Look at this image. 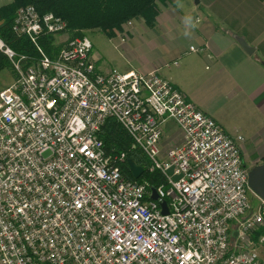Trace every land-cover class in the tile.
<instances>
[{"label": "built area", "instance_id": "obj_1", "mask_svg": "<svg viewBox=\"0 0 264 264\" xmlns=\"http://www.w3.org/2000/svg\"><path fill=\"white\" fill-rule=\"evenodd\" d=\"M12 28L37 55L0 38L14 76L0 92V264H264L251 243L264 200L252 209L242 135L157 70H100L86 36L50 57L40 39L68 32L61 17L28 6ZM109 119L159 186L124 175L127 153L100 137ZM168 121L182 135L169 149Z\"/></svg>", "mask_w": 264, "mask_h": 264}, {"label": "crops", "instance_id": "obj_2", "mask_svg": "<svg viewBox=\"0 0 264 264\" xmlns=\"http://www.w3.org/2000/svg\"><path fill=\"white\" fill-rule=\"evenodd\" d=\"M11 3L13 0H0V9ZM157 7L161 34L146 37L148 42L139 55L132 54L131 45L122 43L131 62L124 70L159 71L228 133L242 135L246 159L255 166L263 164L264 0H158ZM239 39L254 49L252 55ZM191 47L199 51L190 52ZM136 57L137 63L132 64L131 58ZM98 67L106 70L99 63ZM171 129L177 128L168 121L165 132ZM259 233L253 234L251 243L264 262Z\"/></svg>", "mask_w": 264, "mask_h": 264}, {"label": "trees", "instance_id": "obj_3", "mask_svg": "<svg viewBox=\"0 0 264 264\" xmlns=\"http://www.w3.org/2000/svg\"><path fill=\"white\" fill-rule=\"evenodd\" d=\"M158 0H13L8 6L0 9V38L19 54L36 56L37 49L27 37H20L13 31V22L19 9L34 6L43 15L52 13L67 22L72 37L85 36L84 31L101 30L110 37L121 32L122 26L134 19H143L151 26L155 25L158 16ZM54 36L46 35L40 39L42 48L47 54L56 58L60 48L52 42ZM9 68L11 63L0 52V70ZM103 139L108 153L125 152L127 162L123 166L124 175L130 180H137L131 172L128 160L144 167L142 179L152 186H159L164 180L160 172H149V162L139 151L132 150L131 139L118 122L109 119L102 128ZM257 238L264 235L261 229Z\"/></svg>", "mask_w": 264, "mask_h": 264}, {"label": "rangeland", "instance_id": "obj_4", "mask_svg": "<svg viewBox=\"0 0 264 264\" xmlns=\"http://www.w3.org/2000/svg\"><path fill=\"white\" fill-rule=\"evenodd\" d=\"M84 33V35L88 37L93 43L94 54L98 59L99 65L104 69H117L122 72H126V70H124V67L131 64V62L129 61V53L123 51L122 43L126 42L128 46L131 45L134 50L132 51V54L139 55L140 52L144 51L145 43L148 42L146 37H152L155 34H161V32H158L157 18L154 26L149 25L140 18L127 22L122 26L121 32L113 37H110L107 33L101 30L84 31ZM72 36V33L68 31L63 35L53 37L52 42L54 43L55 47L60 48L68 38H73ZM130 41L132 42L130 43ZM131 61L133 62L132 64H136L138 61V57L131 58ZM13 82L14 76L12 70H10L9 68L0 70V92L11 86ZM231 114L234 115L233 113ZM240 118L244 119L243 117ZM231 119L232 118H230L229 120ZM229 122L230 124L234 123V121ZM234 126H236V128L238 129L237 124H235ZM234 126L232 127L235 128ZM230 131H232V129H230ZM165 139L166 140L164 141V145L167 149H169L177 146V144L182 141V136L178 134V129H171L170 132L166 133ZM246 165L249 169L255 166L254 163H251L248 159H246ZM249 198L252 209L256 211L258 206V199L256 194L250 192ZM233 240L236 243L235 238H233ZM238 245L243 246L240 242Z\"/></svg>", "mask_w": 264, "mask_h": 264}, {"label": "water", "instance_id": "obj_5", "mask_svg": "<svg viewBox=\"0 0 264 264\" xmlns=\"http://www.w3.org/2000/svg\"><path fill=\"white\" fill-rule=\"evenodd\" d=\"M195 2L199 3V0H195ZM239 42L247 54L252 55L254 53V49L249 46L245 40L239 39ZM128 165L136 179H140L144 175V167L137 165L133 160H128ZM249 187L253 193H255L258 197L264 200V163L250 169ZM153 192V199L157 200L158 196L155 190ZM162 207L164 209V214H168L169 211L167 208V204L163 203Z\"/></svg>", "mask_w": 264, "mask_h": 264}, {"label": "flooded vegetation", "instance_id": "obj_6", "mask_svg": "<svg viewBox=\"0 0 264 264\" xmlns=\"http://www.w3.org/2000/svg\"><path fill=\"white\" fill-rule=\"evenodd\" d=\"M247 166V165H246ZM249 171H250V169H249Z\"/></svg>", "mask_w": 264, "mask_h": 264}]
</instances>
